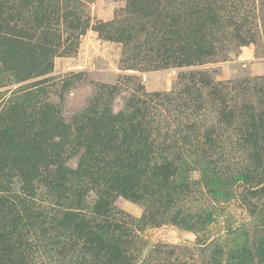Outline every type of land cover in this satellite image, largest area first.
Masks as SVG:
<instances>
[{
    "label": "trees",
    "instance_id": "16d2710c",
    "mask_svg": "<svg viewBox=\"0 0 264 264\" xmlns=\"http://www.w3.org/2000/svg\"><path fill=\"white\" fill-rule=\"evenodd\" d=\"M79 5L78 0H0L2 71L38 92L60 83L64 89L68 81L51 73L62 40L70 39L57 27L66 19L70 37L91 27L120 43L124 69L202 65L231 41H252L249 26L264 0H125L121 16L92 26ZM205 72L180 71L169 91L132 94L120 109L93 106L69 121L58 104L45 99L6 107L0 115V264H31L49 250L56 264L88 258L115 263L118 247L129 237L121 229L130 223L113 200H138L148 182L154 183L153 155L167 150L156 135L167 128L164 116H171L172 107L179 108L181 130L204 119L210 132H223L227 142L241 146L246 158L237 177L249 192L258 189L264 179L253 186L251 175L264 174V109L227 111L221 91L241 81L212 84ZM248 81L264 96V77Z\"/></svg>",
    "mask_w": 264,
    "mask_h": 264
},
{
    "label": "rangeland",
    "instance_id": "374dc122",
    "mask_svg": "<svg viewBox=\"0 0 264 264\" xmlns=\"http://www.w3.org/2000/svg\"><path fill=\"white\" fill-rule=\"evenodd\" d=\"M78 2V12L91 26L121 16L125 7V0ZM67 22L57 26L62 38L70 39L62 40L51 73L57 81L67 80V86L62 89L60 83L38 92L0 67V115L15 103L31 106L35 98L58 104L66 121L93 106L120 109L132 94L171 90L177 74L186 70L206 71L204 80L212 84L240 80L236 87L221 91L220 102L227 111L264 109V96L257 93L254 81L244 82L264 77V8L253 15L252 41L239 45L231 41L202 65L156 70L124 69L120 43L103 39L91 27L78 38L70 37ZM172 109L171 116H164L167 128L156 135L167 150L153 155L155 185L148 182L138 200L120 196L113 200L115 210L127 214L124 220L130 224L121 229L129 237L118 247L121 253L112 264H264V181L249 192V185L237 177L246 158L242 147L233 146L229 138L227 142L223 132H210L204 119L181 130L179 108ZM259 174L251 175L253 186L257 178L264 179ZM50 252L40 253L31 264H56ZM73 264L99 263L88 258Z\"/></svg>",
    "mask_w": 264,
    "mask_h": 264
}]
</instances>
